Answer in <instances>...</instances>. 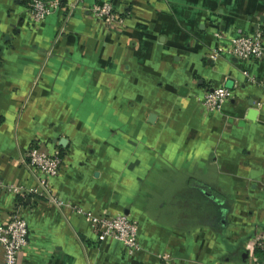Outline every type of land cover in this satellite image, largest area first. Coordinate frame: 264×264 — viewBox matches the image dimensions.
Listing matches in <instances>:
<instances>
[{"label": "crops", "instance_id": "crops-1", "mask_svg": "<svg viewBox=\"0 0 264 264\" xmlns=\"http://www.w3.org/2000/svg\"><path fill=\"white\" fill-rule=\"evenodd\" d=\"M57 1L33 25L28 0H0V224L26 223L16 264H260L264 59L216 48L264 36V0ZM101 2L116 29L86 12ZM217 87L232 97L208 113ZM36 145L61 154L60 209L6 190L37 187ZM72 207L134 221L139 250L97 241Z\"/></svg>", "mask_w": 264, "mask_h": 264}, {"label": "built area", "instance_id": "built-area-1", "mask_svg": "<svg viewBox=\"0 0 264 264\" xmlns=\"http://www.w3.org/2000/svg\"><path fill=\"white\" fill-rule=\"evenodd\" d=\"M27 16L31 24L38 25L48 15L58 8L57 0H28L26 3ZM86 12L91 18L102 22L108 30H114L122 23L123 17L114 12L109 3L101 2L91 5ZM219 40L221 37L215 35ZM216 48L218 54L235 58L244 62H260L264 59V36L261 32L251 35L238 34L224 41ZM231 92L224 87H217L206 91L200 97L202 108L208 113H216L226 101L231 99ZM26 166L35 170L40 178L37 187L28 190L7 187L6 190L17 195L28 194L40 197L50 206L60 209L62 203L52 196L49 190L48 179L55 177L60 169L62 157L57 149L46 151L37 145L28 149L25 155ZM71 210L78 216L88 220L96 227L97 241L110 238L118 241L126 255L139 250L137 243V226L124 215H106L83 211L72 207ZM27 226L23 218L13 213L9 220L0 224V248L2 250L1 264H16L17 254L26 244ZM256 248L261 252L264 264V235H260L255 241Z\"/></svg>", "mask_w": 264, "mask_h": 264}, {"label": "water", "instance_id": "water-1", "mask_svg": "<svg viewBox=\"0 0 264 264\" xmlns=\"http://www.w3.org/2000/svg\"><path fill=\"white\" fill-rule=\"evenodd\" d=\"M59 145H61V143H59Z\"/></svg>", "mask_w": 264, "mask_h": 264}]
</instances>
